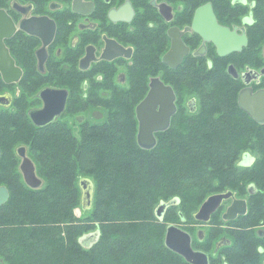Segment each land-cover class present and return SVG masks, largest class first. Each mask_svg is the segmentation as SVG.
Segmentation results:
<instances>
[{
  "label": "trees",
  "instance_id": "trees-1",
  "mask_svg": "<svg viewBox=\"0 0 264 264\" xmlns=\"http://www.w3.org/2000/svg\"><path fill=\"white\" fill-rule=\"evenodd\" d=\"M219 70L197 76L198 110L175 115L153 148L137 141L138 122L127 91L106 106V120L82 124L81 137L65 123L36 129L21 114L1 118L3 134L13 133L14 124L26 133L16 141L28 143L45 183L31 188L14 169L15 185L8 183L15 152L6 147L0 167L4 164L13 190L0 206V264H190L166 245L167 226L196 219L208 195L226 190L249 200L231 230V259L261 264L264 253L257 246L264 238L255 230L264 222V124L234 105L231 85ZM247 150L256 158L241 165ZM81 177L95 185L91 212L84 217L75 213ZM251 183L257 191L249 194ZM17 187L23 190L18 193ZM175 197L178 203L159 218V202ZM91 228H98L99 237L85 246L80 237Z\"/></svg>",
  "mask_w": 264,
  "mask_h": 264
},
{
  "label": "flooded vegetation",
  "instance_id": "flooded-vegetation-1",
  "mask_svg": "<svg viewBox=\"0 0 264 264\" xmlns=\"http://www.w3.org/2000/svg\"><path fill=\"white\" fill-rule=\"evenodd\" d=\"M0 11V29L7 32L14 28L2 38L13 62L9 72H20L18 79L8 81L0 67V120L21 114L36 129L65 123L73 135L81 137L82 124L91 122L77 119L82 110L106 107L118 99L119 92L127 91L128 104L134 107L137 118V105L153 87L161 86L172 88L175 94L176 111L171 125L173 117L180 116L186 108L188 113L198 110L201 89L195 81L197 76L203 72L213 74L220 68L231 85L234 105L251 121L264 124L239 104L241 90H264V0H0ZM217 36L224 42L222 53ZM188 90H194L196 95H190ZM45 91L52 94V113L61 103L63 108L40 125L31 111L46 106ZM156 106L159 110L161 102ZM18 127L11 126L14 132L9 135L0 130V165L6 147H12L14 167L24 178V155L19 153V147H24L36 170L37 163L28 143L16 141L26 137ZM76 127L80 129L78 133L74 132ZM162 131H155V137ZM247 151L254 161L255 154ZM242 161L243 154L239 164ZM5 175L2 164L0 185L8 188L9 199ZM256 191L255 185L249 184V194ZM233 192L208 220L195 217V224L208 225L199 227L197 242L188 230L193 247L207 253V264H235L218 258L225 250L232 256L231 230L244 215L225 217L228 206L241 198L246 199L249 208L248 195ZM212 230L221 234L212 236ZM255 232L264 238V222ZM257 248L264 253L263 243Z\"/></svg>",
  "mask_w": 264,
  "mask_h": 264
},
{
  "label": "water",
  "instance_id": "water-1",
  "mask_svg": "<svg viewBox=\"0 0 264 264\" xmlns=\"http://www.w3.org/2000/svg\"><path fill=\"white\" fill-rule=\"evenodd\" d=\"M13 30L14 28L12 27L7 32H3L0 29V67L3 69L4 76L8 81H12L20 77V72L18 70L15 74L9 72V70L13 68V62L12 58L7 52V48L2 42L3 36L6 35V33H11ZM216 40L220 47V52H224L225 50H222L224 47L222 37L217 36ZM50 95L52 94L45 91L44 98L47 104L42 110L36 112L31 111L33 119L40 125L46 124L53 118L55 113H58L63 108V103H61L56 112L52 113L49 101ZM174 97V91L170 87H153L149 94L137 105L136 113L139 122L137 141L141 147L147 149L153 148L157 143L155 131L165 130L170 125L171 117L176 111ZM62 102L64 101L62 100ZM157 102H161V107L159 110L156 108ZM239 104L243 108L247 109L258 120L264 121V90H259L257 92H252L249 88L241 90L239 93ZM18 151L21 155H24L21 164V171L23 173L25 182L32 188H39L43 185L44 180L37 174L34 161L29 156L25 155L24 147H19ZM252 160L253 157L250 155V153L244 152L242 161L243 164H251ZM79 181L83 190L82 206L84 208L90 207L93 202V180L89 177H81ZM233 194L234 192L232 190H227L208 195L201 203L198 210L195 212V217L197 219L208 220L211 213L222 203L223 199L228 198ZM8 197V188L4 185H0V206L7 201ZM178 201L179 199L177 197L168 201L162 200L155 208L156 215L159 218H163L166 209L170 205L178 203ZM246 212V199L235 198L232 204L228 206L225 217H236L237 213L245 214ZM98 235V230L91 232L81 238V242L91 237H97ZM221 242L222 240L217 242V246L220 245ZM165 243L169 248L180 253L191 264L208 263L207 253L197 250L193 247L190 232L175 223H171L167 226Z\"/></svg>",
  "mask_w": 264,
  "mask_h": 264
},
{
  "label": "rangeland",
  "instance_id": "rangeland-1",
  "mask_svg": "<svg viewBox=\"0 0 264 264\" xmlns=\"http://www.w3.org/2000/svg\"><path fill=\"white\" fill-rule=\"evenodd\" d=\"M199 90V89H198ZM188 92H190L189 94L190 95H196V92L194 91V90H188ZM199 92V91H198ZM197 92V93H198ZM199 93H201V90H200V92ZM201 101V99H200V96H199V104L201 103L200 102ZM196 104H198V97H197V103ZM187 113V108H186V111H183V113ZM190 112V111H189ZM183 113L179 116V118H181L182 117V115H183ZM72 118H74L73 116H71ZM107 117H109V112H108V109L105 107V106H91V107H88V109L86 110V111H84V110H82L79 114H77V119L79 120V119H84V118H87L89 121H91V123L93 122V123H95V122H98V121H102V120H106L107 119ZM179 118L177 119V121H176V123L179 121ZM74 125H76V126H78V123H73ZM80 129H78V127H76V129H74V132L75 133H78V131H79ZM78 137H80V136H78ZM244 151H242V153H243ZM253 152V151H252ZM255 153V151L253 152V154ZM241 158H242V155H241ZM19 161H20V159H19ZM16 162H15V156H14V159H12V162H11V165H10V169H9V173H8V183L9 182H11V183H14V181H13V179L11 178V176H15L14 175V173H13V169H14V171H16V167H14V164H15ZM252 163H253V161H252ZM4 165V164H3ZM20 173V172H19ZM39 174V173H38ZM20 178L22 179V181L27 185V186H29L25 181H24V178H22V176H21V173H20ZM6 179V178H5ZM44 180V179H43ZM45 183V182H44ZM79 184H80V181H79ZM14 185H15V183H14ZM44 185V184H43ZM93 186H95L94 185V182H93ZM30 187V186H29ZM81 187V186H80ZM248 187H249V185H248ZM32 188V187H31ZM10 189V188H9ZM13 189H10V192L12 191ZM14 190H16V191H18V193H20L22 190H23V188H21V187H17L16 189H14ZM82 193H83V190H82V187L80 188V194H81V202H80V204L78 205V206H76L75 207V213H76V215L77 216H79V217H84V216H86L87 214H89L90 212H91V207H92V205L90 206V207H87V208H84L83 206H82ZM15 197H17V195L15 196ZM94 198V188H93V196H92V199ZM200 207V206H199ZM183 222H180V223H176V222H170L169 224H171V223H175V224H177V225H179V226H181V227H183V228H185V229H187V230H189L193 235H194V239H195V242H197V235H196V233L198 232V230H199V227H203V228H205V227H208V225L207 226H205V225H197V224H195L196 222H195V219H189L188 220V218H183ZM98 230V228H91V229H89L88 231H86V232H84V233H82L81 234V237H80V240H81V238H83L84 236H86V235H88L89 233H91V232H95V231H97ZM99 231V230H98ZM100 232V231H99ZM221 233L219 232H217L216 233V237H218L219 235H220ZM98 237H99V235L96 237H91V238H89V239H85V240H83L82 241V243L85 245V246H90V245H92L97 239H98ZM196 244V243H195ZM194 244V245H195ZM196 246V245H195ZM194 246V247H195ZM198 247V246H197ZM225 253V254H224ZM218 258L220 259V260H223V262L224 261H230V262H232V263H234L233 261V259H231V257L227 254V252H226V250L225 251H223L222 252V254L221 255H219L218 256ZM215 264H217L216 262H215Z\"/></svg>",
  "mask_w": 264,
  "mask_h": 264
}]
</instances>
